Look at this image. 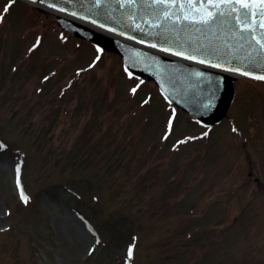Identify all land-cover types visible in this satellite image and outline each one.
I'll return each instance as SVG.
<instances>
[{"label": "rangeland", "instance_id": "374dc122", "mask_svg": "<svg viewBox=\"0 0 264 264\" xmlns=\"http://www.w3.org/2000/svg\"><path fill=\"white\" fill-rule=\"evenodd\" d=\"M55 17L0 0V264H264V80L236 78L213 128L169 129Z\"/></svg>", "mask_w": 264, "mask_h": 264}, {"label": "water", "instance_id": "95a60500", "mask_svg": "<svg viewBox=\"0 0 264 264\" xmlns=\"http://www.w3.org/2000/svg\"><path fill=\"white\" fill-rule=\"evenodd\" d=\"M69 15H76L121 34L155 44L184 56H195L209 67L178 64L146 51L130 50L127 45L115 46L114 40L98 35L80 22L58 15L60 23L76 34L102 45L117 48L127 55L129 68L138 66L141 72L156 78L164 91L180 106L206 124L220 122L228 112L234 96V76L214 65L231 71L264 76V4L254 0L249 20L256 24L254 32H242L237 17L243 11L235 3L223 4L225 15L210 24L193 23L183 19L189 12L187 0H32ZM209 11H215L207 5ZM230 12V14H228ZM259 41V43H258ZM126 54V55H125ZM167 59V60H166ZM154 74V75H153Z\"/></svg>", "mask_w": 264, "mask_h": 264}, {"label": "snow or ice", "instance_id": "6c2138e0", "mask_svg": "<svg viewBox=\"0 0 264 264\" xmlns=\"http://www.w3.org/2000/svg\"><path fill=\"white\" fill-rule=\"evenodd\" d=\"M235 3L236 5H239V8H232L231 11H243V19L240 17H237V23L241 25V31L242 32H254L256 30V24L251 23L249 20L250 16V10L253 7L254 0H187V4L181 5V8L187 7L189 12H192L195 10L196 14H199V19L196 18V15H184L183 19L186 21H191L193 23H200V24H210L212 23L217 16L225 15L224 12L220 10L221 6L223 4H231ZM260 4H264V0H259ZM207 5H210L212 8L215 9V11H209L207 8ZM7 9V6H6ZM230 14V12L228 13ZM259 15L264 16V12H260ZM260 27L264 28V23L260 24ZM264 35V33H262ZM259 43V41H258ZM154 46V45H153ZM261 47H264V44L261 45ZM167 51V49H165ZM176 55H182L181 52H176ZM187 59L195 60V56H187ZM199 63H204V60H199ZM215 67H219L220 65H214ZM235 71H238V69H233ZM243 75H249L248 72H243ZM255 79H262L264 80V76H256L253 77ZM133 92L136 91V89H132ZM19 183V181H18ZM21 197L24 199L25 202H27V197L23 195V192H21ZM129 252H131V249H129Z\"/></svg>", "mask_w": 264, "mask_h": 264}, {"label": "bare ground", "instance_id": "6f19581e", "mask_svg": "<svg viewBox=\"0 0 264 264\" xmlns=\"http://www.w3.org/2000/svg\"><path fill=\"white\" fill-rule=\"evenodd\" d=\"M111 37L113 38H117L118 40H124L123 38H121L120 36H117V35H110ZM112 41V38H109ZM113 42V41H112ZM115 45L119 46V45H122V43H118V42H113Z\"/></svg>", "mask_w": 264, "mask_h": 264}, {"label": "flooded vegetation", "instance_id": "af4514ba", "mask_svg": "<svg viewBox=\"0 0 264 264\" xmlns=\"http://www.w3.org/2000/svg\"><path fill=\"white\" fill-rule=\"evenodd\" d=\"M251 175V174H250ZM255 179H257L256 181H258L259 180V178L257 177V178H255Z\"/></svg>", "mask_w": 264, "mask_h": 264}]
</instances>
